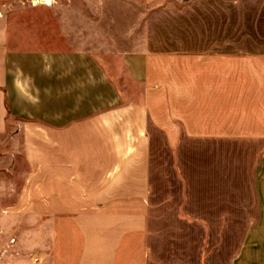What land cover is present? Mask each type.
<instances>
[{
    "label": "crops",
    "instance_id": "1",
    "mask_svg": "<svg viewBox=\"0 0 264 264\" xmlns=\"http://www.w3.org/2000/svg\"><path fill=\"white\" fill-rule=\"evenodd\" d=\"M0 0L7 264H264V0Z\"/></svg>",
    "mask_w": 264,
    "mask_h": 264
},
{
    "label": "built area",
    "instance_id": "2",
    "mask_svg": "<svg viewBox=\"0 0 264 264\" xmlns=\"http://www.w3.org/2000/svg\"><path fill=\"white\" fill-rule=\"evenodd\" d=\"M14 238L9 239V241L0 249V264H7L6 259L2 260V257L11 255L9 249L12 247Z\"/></svg>",
    "mask_w": 264,
    "mask_h": 264
},
{
    "label": "rangeland",
    "instance_id": "3",
    "mask_svg": "<svg viewBox=\"0 0 264 264\" xmlns=\"http://www.w3.org/2000/svg\"><path fill=\"white\" fill-rule=\"evenodd\" d=\"M36 1H38V0H32L31 2L34 4V5H36V4H39V3H35ZM51 2V1H50ZM40 3H42V2H40ZM44 4V3H43ZM2 248V246H0V249ZM9 251H10V249H9ZM14 252L13 251H11V255L13 254ZM11 255H8V256H6V257H2V260H4V259H8V257H10Z\"/></svg>",
    "mask_w": 264,
    "mask_h": 264
},
{
    "label": "bare ground",
    "instance_id": "4",
    "mask_svg": "<svg viewBox=\"0 0 264 264\" xmlns=\"http://www.w3.org/2000/svg\"><path fill=\"white\" fill-rule=\"evenodd\" d=\"M50 1H51V0H38V1H36L35 3H40V2H42V3H44V4H51Z\"/></svg>",
    "mask_w": 264,
    "mask_h": 264
}]
</instances>
